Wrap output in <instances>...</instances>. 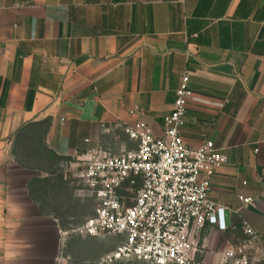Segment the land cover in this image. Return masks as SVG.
I'll return each instance as SVG.
<instances>
[{
	"label": "crops",
	"instance_id": "0c3cea01",
	"mask_svg": "<svg viewBox=\"0 0 264 264\" xmlns=\"http://www.w3.org/2000/svg\"><path fill=\"white\" fill-rule=\"evenodd\" d=\"M184 71L193 92L184 141L212 140L228 157L210 189L227 229L202 231L205 263L245 238L244 223L264 254V0H0V245L16 264H33L21 260L38 251L26 241L57 219L22 176L29 126H47L42 142L65 180L89 150L135 148L128 124L161 134Z\"/></svg>",
	"mask_w": 264,
	"mask_h": 264
},
{
	"label": "built area",
	"instance_id": "2783aa9c",
	"mask_svg": "<svg viewBox=\"0 0 264 264\" xmlns=\"http://www.w3.org/2000/svg\"><path fill=\"white\" fill-rule=\"evenodd\" d=\"M184 71L173 108L163 118L161 134L135 122L125 126L136 147L118 155L89 150L76 178L97 202L95 213L78 229L99 235H121L112 257L151 264H206L198 237L206 225L227 229L226 207L210 198L212 179L228 157L212 140L190 147L181 135L193 92ZM125 181L139 188L129 199L120 193ZM251 204L252 197H240ZM245 238L220 255L219 264H251L261 236L248 223Z\"/></svg>",
	"mask_w": 264,
	"mask_h": 264
},
{
	"label": "rangeland",
	"instance_id": "374dc122",
	"mask_svg": "<svg viewBox=\"0 0 264 264\" xmlns=\"http://www.w3.org/2000/svg\"><path fill=\"white\" fill-rule=\"evenodd\" d=\"M38 141H40V131L35 133L32 128L20 141L18 150L22 164L31 169L29 174L22 176H28L34 187L37 186L36 189L34 188V194L45 199L49 207H45L43 212L50 214L51 210H54L53 214L57 219L54 224L49 220L41 223V228L34 231L37 234L36 238L26 241V243L34 242V245L38 246V251L33 255L31 253L23 255L21 260L28 263L31 261L33 264H151L140 260L113 258L112 253L124 241L121 235L93 236L78 230L94 215L97 202L78 181L74 173L75 169L71 170L69 166L66 179L62 178L60 166L63 163L49 153L43 152ZM78 168L80 170L81 166ZM44 171H48L50 175L45 178L37 177ZM139 186V181L134 185L125 181L119 192L127 194L130 199ZM48 193L52 195L51 202L50 199L48 202L46 200ZM31 224L35 225V223ZM203 236L202 232L198 237V245L202 250L200 257L205 255V248L201 242ZM8 245L6 247L0 245V264L17 262L13 247L10 248ZM214 264H219V261ZM251 264H264V254H255Z\"/></svg>",
	"mask_w": 264,
	"mask_h": 264
},
{
	"label": "trees",
	"instance_id": "16d2710c",
	"mask_svg": "<svg viewBox=\"0 0 264 264\" xmlns=\"http://www.w3.org/2000/svg\"><path fill=\"white\" fill-rule=\"evenodd\" d=\"M35 125H38L36 128H37V132H39L40 131V141H38L39 143H40V148H41V150L43 151V152H46V153H49L50 155L52 154L55 158H57L58 160H59V158H58V156H56L55 154H53L44 144H43V142H42V140H43V138H44V134H45V129L47 128V126L45 127L44 126V122H41V123H36V124H34V126ZM30 128H31V126H29ZM28 127V128H29ZM33 127V126H32ZM42 127V128H41ZM33 129H34V127H33ZM22 130H20L19 132H21ZM18 135H20V133H18ZM27 135V134H26Z\"/></svg>",
	"mask_w": 264,
	"mask_h": 264
}]
</instances>
